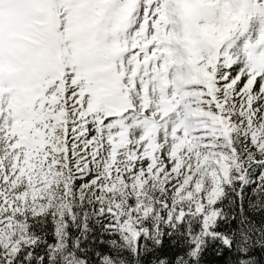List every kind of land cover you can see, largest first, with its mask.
Masks as SVG:
<instances>
[{
    "label": "snow or ice",
    "instance_id": "snow-or-ice-1",
    "mask_svg": "<svg viewBox=\"0 0 264 264\" xmlns=\"http://www.w3.org/2000/svg\"><path fill=\"white\" fill-rule=\"evenodd\" d=\"M0 264H264V0H0Z\"/></svg>",
    "mask_w": 264,
    "mask_h": 264
}]
</instances>
